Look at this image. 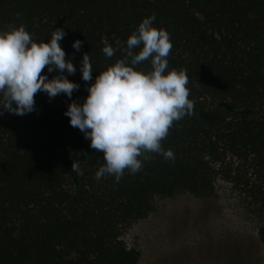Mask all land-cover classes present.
I'll list each match as a JSON object with an SVG mask.
<instances>
[{"label":"trees","instance_id":"trees-1","mask_svg":"<svg viewBox=\"0 0 264 264\" xmlns=\"http://www.w3.org/2000/svg\"><path fill=\"white\" fill-rule=\"evenodd\" d=\"M150 15L169 35L166 71L185 72L193 109L161 141L173 159L144 153L136 173L97 179L102 152L63 112L123 56L117 48L108 58L102 48L123 44ZM21 24L36 43L63 29L58 43L77 69L66 78L79 87L71 98L38 91L34 111L0 115V264H137L122 233L155 198L204 197L217 179L252 206L264 248V0H0V30ZM83 53L93 68L87 82ZM138 68L149 71L150 58Z\"/></svg>","mask_w":264,"mask_h":264},{"label":"clouds","instance_id":"clouds-1","mask_svg":"<svg viewBox=\"0 0 264 264\" xmlns=\"http://www.w3.org/2000/svg\"><path fill=\"white\" fill-rule=\"evenodd\" d=\"M154 19L151 15L143 18L123 44L102 48L108 58L117 48L123 56L87 85L81 103L70 100L63 112L69 125L89 141L90 148L102 152L104 163L95 172L97 179L108 175L119 182L125 169L136 173L142 166L138 157L149 158L144 153L173 159L172 151L162 149L161 141L174 121L192 112L186 74L183 70L166 71L172 44L164 29L153 26ZM64 34L62 28H56L47 43H36L23 24L0 30V115L6 111L22 116L34 111L38 91L49 99L61 93L71 98L79 85L66 78L77 69L58 43ZM80 47V40L72 42L73 49ZM149 58L151 69H139ZM45 68L57 75L49 79L41 74ZM92 71L88 53H83L79 61L81 79H92ZM71 170L83 174L78 162L71 163Z\"/></svg>","mask_w":264,"mask_h":264},{"label":"rangeland","instance_id":"rangeland-1","mask_svg":"<svg viewBox=\"0 0 264 264\" xmlns=\"http://www.w3.org/2000/svg\"><path fill=\"white\" fill-rule=\"evenodd\" d=\"M261 220L229 183L217 179L204 197H158L150 213L121 235L137 264H264Z\"/></svg>","mask_w":264,"mask_h":264}]
</instances>
